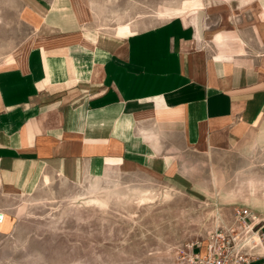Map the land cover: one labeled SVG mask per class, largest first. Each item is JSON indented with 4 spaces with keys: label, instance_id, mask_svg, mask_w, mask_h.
<instances>
[{
    "label": "crops",
    "instance_id": "1",
    "mask_svg": "<svg viewBox=\"0 0 264 264\" xmlns=\"http://www.w3.org/2000/svg\"><path fill=\"white\" fill-rule=\"evenodd\" d=\"M20 1L35 33L0 68L1 240L22 233L17 198L44 176L140 170L185 189L195 152L264 145V0L122 36L86 30L75 0Z\"/></svg>",
    "mask_w": 264,
    "mask_h": 264
},
{
    "label": "rangeland",
    "instance_id": "2",
    "mask_svg": "<svg viewBox=\"0 0 264 264\" xmlns=\"http://www.w3.org/2000/svg\"><path fill=\"white\" fill-rule=\"evenodd\" d=\"M75 3L78 11L86 10L80 15L85 28L107 36L125 24L140 30L200 7L239 10L254 0ZM34 33L20 0H0V68L12 64ZM189 161L192 185L185 189L140 170L77 183L44 176L47 183L17 198L22 233L17 240L0 239V246L13 247L6 254L11 264H33L37 257L40 264H181L190 244L232 225L233 209L246 207L262 225L252 252L255 262H264V145L195 152ZM33 247L38 253L28 255Z\"/></svg>",
    "mask_w": 264,
    "mask_h": 264
},
{
    "label": "built area",
    "instance_id": "3",
    "mask_svg": "<svg viewBox=\"0 0 264 264\" xmlns=\"http://www.w3.org/2000/svg\"><path fill=\"white\" fill-rule=\"evenodd\" d=\"M232 218V225L215 228L203 242L190 244L183 251L181 264H255L252 251L262 239L260 220L246 207H235ZM3 219L0 211V223Z\"/></svg>",
    "mask_w": 264,
    "mask_h": 264
},
{
    "label": "bare ground",
    "instance_id": "4",
    "mask_svg": "<svg viewBox=\"0 0 264 264\" xmlns=\"http://www.w3.org/2000/svg\"><path fill=\"white\" fill-rule=\"evenodd\" d=\"M77 4V3H76ZM264 11V10H263ZM79 12H80V14H84L85 12H86V10H84L83 8L82 9H80L79 10ZM263 13V12H262ZM198 21V20H197ZM200 28V27H199ZM87 30V29H86ZM89 30V29H88ZM130 32H132V30H131V28H130V26H129V24H125V25H121V26H119V28H118V31H117V33L119 34V35H125V34H128V33H130ZM199 32V31H198ZM95 201V200H94ZM97 201V200H96Z\"/></svg>",
    "mask_w": 264,
    "mask_h": 264
}]
</instances>
